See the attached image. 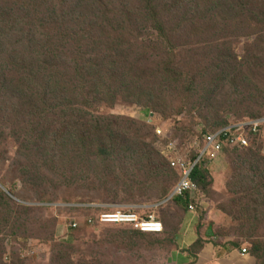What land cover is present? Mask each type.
<instances>
[{
	"label": "rangeland",
	"instance_id": "rangeland-1",
	"mask_svg": "<svg viewBox=\"0 0 264 264\" xmlns=\"http://www.w3.org/2000/svg\"><path fill=\"white\" fill-rule=\"evenodd\" d=\"M262 119L264 0H0V264H264V137L169 200L171 160Z\"/></svg>",
	"mask_w": 264,
	"mask_h": 264
},
{
	"label": "built area",
	"instance_id": "built-area-1",
	"mask_svg": "<svg viewBox=\"0 0 264 264\" xmlns=\"http://www.w3.org/2000/svg\"><path fill=\"white\" fill-rule=\"evenodd\" d=\"M162 135L161 131H158ZM258 137H264V119L262 120H244L225 128L208 133L204 136V146L197 149L196 159L186 161L184 159L171 160L172 168L180 172V180L171 192L170 201L179 197L190 195L191 203L189 205L191 212L196 211L204 200V194L200 190L199 184L193 179V173L197 166L204 162H210L216 159L223 152L231 149H248L253 141ZM195 199V200H193ZM103 225L130 226L134 230L146 234H162L165 230L164 224L155 215H140L139 213L129 212H103L99 219ZM249 252L245 247L243 255Z\"/></svg>",
	"mask_w": 264,
	"mask_h": 264
},
{
	"label": "trees",
	"instance_id": "trees-1",
	"mask_svg": "<svg viewBox=\"0 0 264 264\" xmlns=\"http://www.w3.org/2000/svg\"><path fill=\"white\" fill-rule=\"evenodd\" d=\"M150 4H152V1H149L148 3H147V5H150ZM40 21H44V20H40V18H36V20H35V22L36 23H39ZM69 24V22H67V21H65V20H63V21H61L60 23H58V26H60V28L58 27V29H62V27H64V26H66V25H68ZM68 32H70V28H66L65 29V34H67L68 36H67V38L69 37L71 40L73 39L69 34H68ZM62 34H64V33H62ZM50 56H52V58L51 59H49L48 57H45V58H42V59H40V61H39V63H41V64H43V65H46V67L47 66H52L53 67V64H52V60L54 59L53 58V53H51L50 54ZM26 67H29V68H31L32 67V63L30 62H28V61H26ZM234 150H244V149H234ZM204 164V163H203ZM203 164L200 166H197L196 168H195V171H194V173H193V179L199 184V186L201 185V181H203L204 179H205V175H204V173H203V171L205 170L204 168H203ZM163 172H166L165 171V168L163 169ZM200 190H201V186H200ZM202 191V190H201ZM187 197H179V198H177V200H180V201H185L186 203H187V206L188 205H190L189 204V202L191 201L190 200V195H186ZM140 232V231H139ZM142 233V232H141ZM143 234H146V233H143Z\"/></svg>",
	"mask_w": 264,
	"mask_h": 264
},
{
	"label": "clouds",
	"instance_id": "clouds-1",
	"mask_svg": "<svg viewBox=\"0 0 264 264\" xmlns=\"http://www.w3.org/2000/svg\"><path fill=\"white\" fill-rule=\"evenodd\" d=\"M150 234H153V233H150Z\"/></svg>",
	"mask_w": 264,
	"mask_h": 264
}]
</instances>
